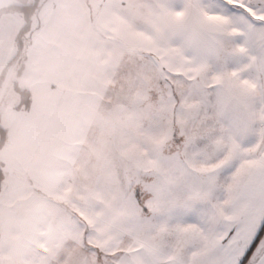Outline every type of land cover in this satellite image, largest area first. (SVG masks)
<instances>
[{
	"label": "snow or ice",
	"instance_id": "6c2138e0",
	"mask_svg": "<svg viewBox=\"0 0 264 264\" xmlns=\"http://www.w3.org/2000/svg\"><path fill=\"white\" fill-rule=\"evenodd\" d=\"M17 11L0 264H264V0Z\"/></svg>",
	"mask_w": 264,
	"mask_h": 264
},
{
	"label": "crops",
	"instance_id": "0c3cea01",
	"mask_svg": "<svg viewBox=\"0 0 264 264\" xmlns=\"http://www.w3.org/2000/svg\"><path fill=\"white\" fill-rule=\"evenodd\" d=\"M22 0H0V28L7 25L9 22L18 20L20 18V13L18 11H8L3 10L9 8L10 6L18 5Z\"/></svg>",
	"mask_w": 264,
	"mask_h": 264
},
{
	"label": "trees",
	"instance_id": "16d2710c",
	"mask_svg": "<svg viewBox=\"0 0 264 264\" xmlns=\"http://www.w3.org/2000/svg\"><path fill=\"white\" fill-rule=\"evenodd\" d=\"M4 12H8V11H17V5L14 6H10L9 8H7L6 10H3ZM1 14V11H0Z\"/></svg>",
	"mask_w": 264,
	"mask_h": 264
},
{
	"label": "rangeland",
	"instance_id": "374dc122",
	"mask_svg": "<svg viewBox=\"0 0 264 264\" xmlns=\"http://www.w3.org/2000/svg\"><path fill=\"white\" fill-rule=\"evenodd\" d=\"M6 10V9H5Z\"/></svg>",
	"mask_w": 264,
	"mask_h": 264
}]
</instances>
